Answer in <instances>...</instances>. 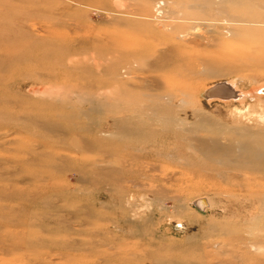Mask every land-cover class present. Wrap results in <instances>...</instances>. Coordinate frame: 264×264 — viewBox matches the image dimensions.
<instances>
[{"label": "rangeland", "instance_id": "374dc122", "mask_svg": "<svg viewBox=\"0 0 264 264\" xmlns=\"http://www.w3.org/2000/svg\"><path fill=\"white\" fill-rule=\"evenodd\" d=\"M263 84L264 0H0V264H264Z\"/></svg>", "mask_w": 264, "mask_h": 264}, {"label": "bare ground", "instance_id": "6f19581e", "mask_svg": "<svg viewBox=\"0 0 264 264\" xmlns=\"http://www.w3.org/2000/svg\"><path fill=\"white\" fill-rule=\"evenodd\" d=\"M234 82V81H233ZM233 82H230V85L229 86H225V84H224V86L223 85H221V86H210V88L208 89V91L206 92V95L207 96H215V97H222V99L223 98H227V97H231V98H234V97H241V99H243L244 98V96L243 95H246V93H243V92H241V91H239V90H237L236 89V86L234 85V83ZM226 84H228V83H226ZM263 86H264V84H263ZM263 86L261 85V86H259V89H260V87H261V89H260V91L262 92V93H264V88H263ZM258 88L256 89V90H259ZM205 90H207V89H205ZM235 92H236V94H235ZM249 93V95L250 96H252L253 94L252 93H250V91L248 92ZM257 95V97H260L259 96V94H256ZM264 96V95H263ZM262 96V97H263ZM221 99V98H220ZM242 101V100H241ZM248 146H249V144H248ZM244 147H246V146H244ZM248 148V147H247ZM243 150V149H242ZM251 150V149H250ZM255 150H257V148L255 149ZM246 151V150H245ZM252 151V150H251ZM247 152V151H246ZM245 152V153H246ZM250 152V151H249ZM256 152V151H255ZM244 153V152H243ZM244 153V154H245ZM251 153V152H250ZM246 155H249V154H246ZM246 155H244L245 157H246ZM255 155V154H254ZM262 155H263V153H262ZM261 155V156H262ZM256 156V155H255ZM257 157V156H256ZM258 157H260V156H258ZM254 159V158H253ZM261 162V161H260ZM201 205L203 204V201L200 203Z\"/></svg>", "mask_w": 264, "mask_h": 264}]
</instances>
